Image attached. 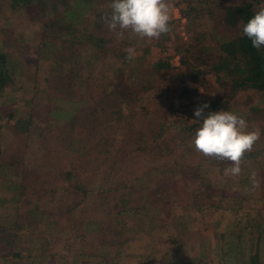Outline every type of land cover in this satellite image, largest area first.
<instances>
[{"label": "rangeland", "instance_id": "rangeland-1", "mask_svg": "<svg viewBox=\"0 0 264 264\" xmlns=\"http://www.w3.org/2000/svg\"><path fill=\"white\" fill-rule=\"evenodd\" d=\"M94 1L81 16L77 43L69 45L66 38L76 33H58L68 25L48 33L51 25L27 14L25 3L0 0V50L15 57L13 80L0 91V264H247L253 253L255 264H264V90L244 88L234 96L238 104L232 100L231 112L250 115L247 130L261 132L239 176L225 175L231 162L195 151L199 125L171 147L172 133L182 129L177 118L187 113L183 106L226 96L213 72L192 80L177 50L194 44L222 14L202 13L204 3L185 0L197 7L188 19L185 5L169 0L168 34L149 40L126 31L119 41ZM91 29L96 35L86 37ZM46 34L60 35L65 49ZM40 45L54 46L40 53ZM129 47L136 49L132 61ZM162 59L168 64L159 67ZM23 63L27 73L18 68ZM70 66L82 76L74 84ZM106 74L124 85L120 96L103 94ZM37 82L45 89H36ZM88 187L93 213L85 203L75 207ZM142 191L148 194L135 204ZM77 211L89 217L79 234L68 218Z\"/></svg>", "mask_w": 264, "mask_h": 264}, {"label": "trees", "instance_id": "trees-1", "mask_svg": "<svg viewBox=\"0 0 264 264\" xmlns=\"http://www.w3.org/2000/svg\"><path fill=\"white\" fill-rule=\"evenodd\" d=\"M94 0H52V1H45L41 0L39 2H34V0H13V3L18 5L20 3H25L24 7L29 15L36 14L37 16H41L43 24L51 25L46 28L48 33L54 32V25H68V27L64 28L60 33H76L79 30L81 22V16L86 9H90L93 6ZM200 2L204 3L205 6L202 7L204 12L208 14L218 15L222 14L221 17H214L215 24L211 29L208 31H201L196 36V42L194 44L184 42L182 45H185L183 48H178L177 50L182 53V60L187 66V72L192 80L195 81H202V76L206 75L209 72H213L216 75V79L219 82L221 88L225 89V95L221 94L217 97H212L207 99L209 107L205 109V113L209 111H231L232 102L234 101V96L237 94L238 91L244 88H254L259 90H264V46L260 50L255 49L251 41L241 35V22H247V20L257 11L261 6V2L263 3L264 0H199ZM183 3L185 5V0H175L174 3ZM74 3V5H73ZM94 3L100 7L97 11L100 14H110L111 9L109 8V4L111 0H95ZM207 3V4H206ZM256 4V5H255ZM74 6V7H73ZM188 7V10H186ZM94 8V7H93ZM193 10H197V7L192 3H188L185 5V16L190 18L191 12ZM101 16H99L100 19ZM75 18H77L75 20ZM217 18H219L220 22H218ZM46 33V32H45ZM90 33H94L93 29L87 31V36ZM78 33L74 34V36L66 38L65 43H69V45L75 44L78 41ZM110 33L105 32L103 36H108ZM96 35V34H95ZM66 36V35H65ZM95 39V37H93ZM107 37L103 38L106 40ZM44 39L52 44L57 45L58 49L61 51L65 49L66 45L60 44L63 42L60 35H45ZM97 40H102L101 38H97ZM120 41V40H119ZM122 42V41H121ZM95 44V40L92 41ZM41 50L40 53H44L46 51L47 46H54V45H40ZM37 47L38 48H40ZM59 50V51H60ZM190 52V55H189ZM120 51L114 53V55H119ZM121 54V53H120ZM125 54V52H124ZM75 56V52L73 53V58ZM15 59L11 53H8L7 50H0V91L4 90L6 86L12 82L13 74L11 73V65L10 62ZM42 60V59H41ZM72 64V62H70ZM168 62L165 59L160 60L159 67H163L167 65ZM19 69L23 70V73H27V65L23 63V67L19 64ZM123 73V72H121ZM132 74V73H131ZM69 77L70 83L74 84V80L77 78H81L82 76H78L74 69L71 68L67 72ZM99 76V75H97ZM131 76V75H130ZM120 77V75H119ZM37 80V79H36ZM55 81L54 79H50ZM97 80H100V76ZM102 84L99 85L103 94H108L112 90H114V94L116 96H120V91L118 89H122L124 85L122 83H117V77L115 75H103V78L100 80ZM44 82V81H43ZM123 82H126L125 80ZM37 82L34 87L41 88L42 90L45 89L44 83ZM47 85H50L49 82H45ZM20 85H17V89ZM74 89V87H73ZM83 86H81L78 91L81 93ZM187 92V96L193 93L192 89L189 87L183 88ZM86 90H83L85 92ZM79 93V94H80ZM233 100V101H232ZM203 100L198 102H190L186 104L184 107L183 117L177 118V123L182 125L181 130H176L172 133V140L174 145L171 147H175L181 140H182V133L191 131L192 128L196 126H201L202 121L196 120L194 117V110L202 105ZM237 103V101H234ZM238 104V103H237ZM194 105L193 107H191ZM238 108L239 105H238ZM255 108H259L257 104ZM260 110V109H259ZM263 112V111H262ZM233 113L245 118L250 119V115L248 114H240L239 111ZM239 113V114H238ZM189 114V115H188ZM261 114V113H260ZM264 115V113H262ZM6 120V119H5ZM3 120V121H5ZM175 123V122H174ZM27 128H31L28 126ZM167 131V129H166ZM1 152V147H0ZM215 159V158H214ZM215 161L221 163L223 161L216 159ZM153 172L152 170H147V173ZM135 180L132 183H127L128 187L124 188H133ZM114 184V183H113ZM75 187H81L78 183L75 184ZM83 187H86L84 185ZM157 191L163 193L164 187L158 185ZM91 187H88L86 190H83L85 196L80 198V201L75 205L77 209H80L82 204H86L88 207V211L90 210V201L87 200V196L91 192ZM105 190L113 189V188H104ZM78 191L73 192L77 195ZM128 191H126L127 194ZM156 193V192H155ZM148 194L147 191L137 192V195L133 198L135 204L142 205L144 196ZM79 198V197H78ZM120 196L115 195L114 199L119 200ZM166 201L168 199H165ZM74 201V200H73ZM71 201V202H73ZM87 211L88 214H90ZM94 212V211H93ZM91 212V213H93ZM72 213V212H68ZM79 211L77 213H73L68 218L72 225L74 226L73 230L75 232H81L83 228H86V221L88 220V216L83 217ZM91 217V216H90ZM93 217V216H92ZM234 216H231L232 220L236 219ZM93 222H97L95 217ZM230 220V219H229ZM91 222V221H90ZM230 222V221H229ZM79 234V233H78ZM87 234V231H86ZM82 235H85V232L82 231ZM115 235V234H114ZM86 239V238H84ZM123 241V240H122ZM255 241V240H254ZM253 241V242H254ZM117 242V241H115ZM257 242V241H256ZM118 243H122L118 241ZM258 244V242H257ZM86 252V251H85ZM87 253V252H86ZM254 254V253H253ZM251 254L247 256L246 263L247 264H255L256 255ZM245 264V261H244Z\"/></svg>", "mask_w": 264, "mask_h": 264}, {"label": "clouds", "instance_id": "clouds-1", "mask_svg": "<svg viewBox=\"0 0 264 264\" xmlns=\"http://www.w3.org/2000/svg\"><path fill=\"white\" fill-rule=\"evenodd\" d=\"M110 14H104L100 21L107 25L109 31L118 40L130 32L141 39H158L162 34L171 31L170 21L173 18V7L169 0H111ZM241 35L247 37L252 46L260 50L264 46V7H260L247 20L241 22ZM127 59L136 57V49H126ZM203 92L202 88L200 89ZM205 102L194 110L196 120L202 121L192 140L195 151L205 157L229 161L232 167L225 169V175L233 177L241 174V162L245 154L251 152L260 139L259 129L247 130L245 118L231 111H209ZM253 189L259 187L255 174L251 177Z\"/></svg>", "mask_w": 264, "mask_h": 264}]
</instances>
